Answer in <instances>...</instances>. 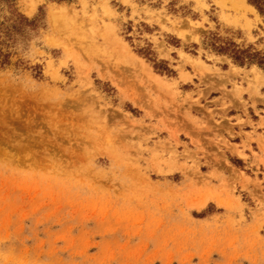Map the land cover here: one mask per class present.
I'll return each mask as SVG.
<instances>
[{"label": "rangeland", "instance_id": "obj_1", "mask_svg": "<svg viewBox=\"0 0 264 264\" xmlns=\"http://www.w3.org/2000/svg\"><path fill=\"white\" fill-rule=\"evenodd\" d=\"M172 1L0 0V264H264L261 183L223 137L264 68L217 53L264 58V15Z\"/></svg>", "mask_w": 264, "mask_h": 264}, {"label": "crops", "instance_id": "obj_2", "mask_svg": "<svg viewBox=\"0 0 264 264\" xmlns=\"http://www.w3.org/2000/svg\"><path fill=\"white\" fill-rule=\"evenodd\" d=\"M118 1L121 2V0H118ZM154 1H156L159 4V6H157L156 9H161L162 7H164V4H166L165 7L167 6L168 8L171 7L170 6L171 4L173 6L172 0H168L164 4H162L163 0H159L160 2L158 0H154ZM206 1H207L208 6H209V9L213 10V12H211L210 10L209 11L206 10L204 13L207 14V12H209L210 14H208L207 17L211 16L212 18L211 19L209 18L210 22L213 23L216 27H218L219 22H221V20H220L221 10H219V7L216 5V3H215L216 0H206ZM191 5H193V4H191ZM152 7L155 8V6H152ZM115 9H116L118 14L124 15L125 18H127L130 21L131 14L133 12L131 7L125 6L121 2L118 6H116ZM173 13L176 14V12H173ZM230 15L232 16L233 13H231ZM247 18L249 20H251V19H253V16L248 15ZM135 20H136V17H134L133 21H135ZM242 23H244L243 20L241 21V24ZM144 27L147 28V25H144ZM233 28H232L233 30L243 31L241 28H237V27H233ZM147 30H148V28H147ZM173 48L175 49V51H172L170 53V57L173 58V55H174L175 58H177L174 61H182V58L179 55L180 53L178 52L179 48L177 46H175ZM183 53L187 54L184 50H183ZM216 57L224 58V56H216ZM227 61L228 60L226 59L222 63L227 65V64H229ZM232 65L234 67H238L234 64H232ZM186 66H188V65L186 64ZM173 67H176V66L173 65ZM238 68H240L241 70H247V68H242V67H238ZM185 69H187V68H185ZM187 71L190 74L192 73L189 70H187ZM200 79H201V77H199L197 75H194V76L192 75L190 82L178 84L179 91L182 94H184V93L197 94L198 90H199L198 85H200L199 84ZM237 82H240V79H237ZM191 85H193L194 87H191ZM243 88H246V85H243ZM260 93H262L261 90H260ZM213 94L217 95V94H219V91L218 90H212L208 93L209 96H211ZM246 95H247V93H244L242 96L243 100L247 101L246 108L239 107L238 109H236V108L235 109L234 108L229 109V111L227 113V118L230 119V118H236L239 116L242 120H246L247 123L245 125L239 126L236 124V121H234V120L231 121V123H230L231 125L228 126V128L231 129V131H232V137L229 138L227 134H223V137L226 138L231 145L237 146L238 150L243 152V154L246 156V160L245 161L242 160L243 165H245L244 168H246L247 170L250 171L249 176L251 179H253L254 176L256 175V178L261 183L260 187H262L260 194H261V196L262 195L264 196V122H262V119L264 118V103L261 102L259 99H257V101L255 102L256 104L252 105L251 100L249 99V96L247 95L248 97H246ZM219 97L220 96H217V98H219ZM228 154L234 156L235 158H238L236 155H233L229 152H228Z\"/></svg>", "mask_w": 264, "mask_h": 264}, {"label": "trees", "instance_id": "obj_3", "mask_svg": "<svg viewBox=\"0 0 264 264\" xmlns=\"http://www.w3.org/2000/svg\"><path fill=\"white\" fill-rule=\"evenodd\" d=\"M6 1V0H5ZM248 4L254 6L256 10L259 12L260 15H264L263 9L258 6L255 0H247ZM264 2V0H262ZM264 6V3H263ZM17 16L20 18V20L32 24V21H29L27 18L23 17L20 14H17ZM217 53L220 55H229L230 58L233 60L235 64H238L240 66L245 65V63L256 64L259 67L264 68V58L259 57L258 54H251L248 50H238L234 44H229L227 47H219L217 49ZM258 60L257 62L255 60Z\"/></svg>", "mask_w": 264, "mask_h": 264}, {"label": "bare ground", "instance_id": "obj_4", "mask_svg": "<svg viewBox=\"0 0 264 264\" xmlns=\"http://www.w3.org/2000/svg\"><path fill=\"white\" fill-rule=\"evenodd\" d=\"M241 1H243V0H241ZM238 2H239V1H238ZM239 3H240V2H239ZM241 3L244 4V2H241ZM241 3H240V4H241ZM242 4H241V5H242ZM244 5H246V4H244ZM33 8H35V7H32V9H33ZM29 12H30V10H29ZM119 51H120V50H119ZM123 56H124V55H123ZM160 80H161V79H160ZM156 81H158V79H156Z\"/></svg>", "mask_w": 264, "mask_h": 264}]
</instances>
